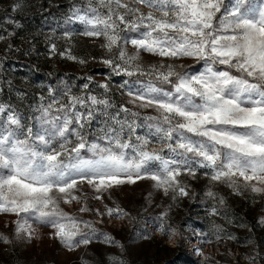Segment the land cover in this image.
Returning a JSON list of instances; mask_svg holds the SVG:
<instances>
[{
  "label": "snow or ice",
  "instance_id": "6c2138e0",
  "mask_svg": "<svg viewBox=\"0 0 264 264\" xmlns=\"http://www.w3.org/2000/svg\"><path fill=\"white\" fill-rule=\"evenodd\" d=\"M73 17L88 26L83 35L102 38L109 55L101 62L112 74L136 77L120 85L133 107L93 93L91 75L81 94L69 88L63 100L50 88V102L29 118L33 123L0 102V213L17 217L18 239H31L36 223L69 250L89 245L96 226L62 206L80 201L75 193L83 186L101 200L105 192L151 180L173 199L188 197L181 177L195 178L197 166L238 194L264 198V0H89L87 10H74ZM144 53L189 57L204 67L145 66ZM51 54L78 59L71 49L58 52L56 43ZM98 88L107 93L110 83ZM145 109L154 114L141 117ZM98 117L102 122L93 128ZM140 128L147 132L141 135ZM154 142L162 146L150 149ZM207 195L215 197L211 190ZM105 207L106 213L93 209L85 198L78 210L101 218L126 215L122 208ZM197 234L193 228V237ZM0 241L10 242L3 234Z\"/></svg>",
  "mask_w": 264,
  "mask_h": 264
},
{
  "label": "rangeland",
  "instance_id": "374dc122",
  "mask_svg": "<svg viewBox=\"0 0 264 264\" xmlns=\"http://www.w3.org/2000/svg\"><path fill=\"white\" fill-rule=\"evenodd\" d=\"M9 1L12 0H0V23L12 10L20 7V11L36 19L43 11H50L51 16L47 21L53 26L45 27L44 32L36 37L22 34L16 39L10 36L13 33L10 29L0 31L2 36V33H6V36L9 34L0 40V90L3 83L7 89H15L14 100H25L26 105L31 102V107L39 109L41 104L50 102L51 85L43 83L41 78L34 80L31 69H47L53 74L56 71L69 76L64 92L70 88L72 94H81L86 77L91 75L94 78L90 85L93 93L107 95L116 105L133 107L128 103L127 88L121 89L120 85L136 77L112 74L111 69L101 62L109 55L101 47L102 38L83 35L88 26L73 17L74 10H87L89 0H47L44 9L39 6L38 0H17L14 6ZM62 1L61 5L68 8L63 15L54 6ZM136 6L145 13L149 11L141 5ZM65 32L70 34V38L65 37ZM52 43L57 44L58 52L71 49L77 61L51 54ZM127 47L131 52L132 46ZM79 59L86 63L80 64ZM142 60L145 66L171 63L178 71L181 70L180 65L185 66L183 70L200 71L204 67L203 61L197 62L189 57L168 59L144 53ZM10 81L15 86H7ZM105 81L110 83L107 93L98 88V84ZM51 95L64 99L62 94L52 92ZM41 96L44 97L43 101L40 100ZM0 102L4 101L0 99ZM4 103L14 105V101ZM24 104L23 107L26 106ZM147 114H154V110H141V117ZM101 122L102 118L98 117L92 127L97 128ZM138 122L146 123L142 119ZM138 132L143 135L147 128H140ZM161 146L154 142L149 148L159 149ZM211 174L210 169L197 166L195 178L182 176L181 180L188 186L190 195L176 199L172 198L173 193L165 195L162 190L156 189L151 180L105 192L101 200L93 199L97 193L83 186L81 191L75 193L82 196L80 201L62 206L72 215L91 220L98 231L89 245H80L72 250L53 239L49 235V228L36 223L33 224L35 232L31 239H18L14 232L17 217L0 213V234L10 241H0V264H264V223L260 222L264 217V198L250 192L238 194L226 183L211 181ZM209 190L215 193V197L207 195ZM221 197L224 199L221 209L211 206L219 203ZM85 198L93 209L98 208L106 213V205L119 207L126 215L117 217L105 214L101 218L95 212L81 213L78 209ZM207 200L211 205L205 203ZM200 204L207 212L206 217L197 213ZM213 208L217 210L216 214H213ZM232 208L235 211L231 213ZM201 220L212 222L211 235L200 227ZM165 226L169 227V231L161 230ZM193 228L198 233L195 237ZM102 234H107L117 243H107ZM179 238H182L185 252L176 246ZM196 250L201 254L199 258L194 256Z\"/></svg>",
  "mask_w": 264,
  "mask_h": 264
},
{
  "label": "trees",
  "instance_id": "16d2710c",
  "mask_svg": "<svg viewBox=\"0 0 264 264\" xmlns=\"http://www.w3.org/2000/svg\"><path fill=\"white\" fill-rule=\"evenodd\" d=\"M17 0H12L9 1V3L14 6V4H16ZM23 1H27V0H23ZM40 2L41 8H45L47 6V0H38ZM63 3H55V10H58L57 12H60L62 15L65 14L68 11L67 6L61 5ZM60 5V6H59ZM59 7V8H58ZM20 7L15 8L14 10L11 11L10 15L6 18V20H4L3 22L0 23V31L7 29H10L12 33V35H10L12 38H18L19 36H22V34L26 35V36H31V37H36L39 34H41L42 32H44L45 27H50L52 28V24L50 22H48V18L50 15V11H43V13L40 16H37L38 18L36 19L35 17L26 14V12H24L23 10H19ZM58 8V9H57ZM4 38H7V36H9V34L6 36V33H2ZM32 70V74L31 77L34 80H37L39 78L42 79V82L45 84H49L51 85V89L54 90H58L59 93L62 94V92H64V88H66V83L67 81H69V76L67 74H64L63 72H56L50 73L49 71H47V69H31ZM15 86V83H12L11 81L7 84V86ZM1 90H0V99L2 101H14V107L25 117V122L26 123H33L32 120H30L29 118L35 114L36 116L41 115L40 112V108H33L31 107V102L28 103V105L24 104V102H26L25 100H22L21 102H19L17 99H13L15 96V89H12L11 87H9L8 89L4 86V84H1ZM55 93V95L57 94L56 91H53ZM23 104L25 107H23ZM206 204L211 205V202L209 200L205 201ZM211 206L214 207H219L221 209L222 206H224L223 204H220L218 202H216V204H212ZM235 211V208L230 211L231 213ZM197 213L198 215H204V217H206L207 212L206 210H204L203 206L200 204V206H198L197 208ZM209 221V220H208ZM200 223V227L206 232L208 233V235H211V223L212 222H207V221H199ZM177 248H182L183 251L185 252L184 247H182V238H179L177 243H176ZM190 256V254H188Z\"/></svg>",
  "mask_w": 264,
  "mask_h": 264
},
{
  "label": "built area",
  "instance_id": "2783aa9c",
  "mask_svg": "<svg viewBox=\"0 0 264 264\" xmlns=\"http://www.w3.org/2000/svg\"><path fill=\"white\" fill-rule=\"evenodd\" d=\"M199 255H201V254H200L199 252H197V250L194 251V256H195V257L199 258V257H200ZM201 258H203V257H201Z\"/></svg>",
  "mask_w": 264,
  "mask_h": 264
}]
</instances>
